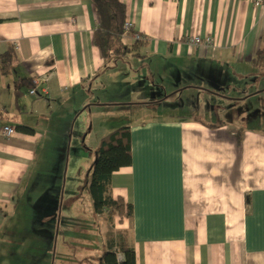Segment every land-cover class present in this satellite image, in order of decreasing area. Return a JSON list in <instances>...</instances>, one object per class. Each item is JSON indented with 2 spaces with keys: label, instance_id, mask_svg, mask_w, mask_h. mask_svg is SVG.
I'll use <instances>...</instances> for the list:
<instances>
[{
  "label": "crops",
  "instance_id": "obj_1",
  "mask_svg": "<svg viewBox=\"0 0 264 264\" xmlns=\"http://www.w3.org/2000/svg\"><path fill=\"white\" fill-rule=\"evenodd\" d=\"M120 2L146 40L132 49L127 37L132 51L105 59L92 0H0V56H17L11 74L0 66V246L19 245L13 235L37 219L58 228L69 162L59 174L42 165L67 149L76 111L94 117L85 146L94 123L131 128L132 165L114 173L111 192L133 206L119 223L136 264H264V7ZM195 36L214 46L189 43ZM37 77L48 80L30 95ZM101 236L109 252L107 229ZM54 240V254L77 256Z\"/></svg>",
  "mask_w": 264,
  "mask_h": 264
},
{
  "label": "rangeland",
  "instance_id": "obj_2",
  "mask_svg": "<svg viewBox=\"0 0 264 264\" xmlns=\"http://www.w3.org/2000/svg\"><path fill=\"white\" fill-rule=\"evenodd\" d=\"M75 112L70 113L72 124L65 130L67 149L63 151V155L56 157L57 159H52L51 162L42 165L44 168L51 167L49 171L52 174H56V172L59 174L56 170H63L62 163L65 162L66 165L69 162L67 185L63 195L64 201L62 205L58 200L54 201L59 206L57 216L61 218L58 228H56L54 220L52 221L53 225L50 226V220L40 219H37L33 226L27 224L22 227L21 236L13 235L17 239L15 243L19 245H10L4 250L0 246V264H100V257L106 250L102 242V237H104L101 236L102 232L107 229V235H110L117 244L120 242L118 233L121 230L120 219L116 218L114 221H110L106 216H100V218L96 216L94 201L90 193V181L92 165L96 160L97 147L100 145L101 137L107 130L117 129L127 124L112 121L102 129H98L95 123L92 124L95 129L86 140L85 146L84 135L81 134V131L84 128L83 132L89 130L94 117L86 113L77 115ZM57 126L58 131L63 127L62 124ZM62 187L63 184L60 187L61 190H63ZM60 192L62 193V191ZM20 222L25 224L28 223V220ZM54 237V241L60 247L65 243L74 248L73 254L77 256H67L62 259L60 255L54 254L55 246H48L50 239ZM128 237H130L129 234ZM4 245L6 247V244ZM48 257H51V261L47 260Z\"/></svg>",
  "mask_w": 264,
  "mask_h": 264
},
{
  "label": "trees",
  "instance_id": "obj_3",
  "mask_svg": "<svg viewBox=\"0 0 264 264\" xmlns=\"http://www.w3.org/2000/svg\"><path fill=\"white\" fill-rule=\"evenodd\" d=\"M98 23L94 32V42L102 51L103 57L127 54L133 48L144 44L135 42L132 49L124 45L127 9L120 0H92ZM2 20L0 19V23ZM125 41V40H124ZM145 41V40H144ZM17 63L16 52L8 50L0 56V66L3 75L11 74ZM32 86L33 80L29 81ZM132 165V134L128 125L120 126L109 135L102 138L97 150L96 160L92 165L90 193L94 201L95 214L106 216L110 221L133 217V206L122 197H115L111 192L112 177L115 172ZM61 208V207H60ZM120 242L109 237V252L103 255L105 264H120L116 260L115 247L125 254L121 264H136V253L129 244L128 232L119 230Z\"/></svg>",
  "mask_w": 264,
  "mask_h": 264
},
{
  "label": "built area",
  "instance_id": "obj_4",
  "mask_svg": "<svg viewBox=\"0 0 264 264\" xmlns=\"http://www.w3.org/2000/svg\"><path fill=\"white\" fill-rule=\"evenodd\" d=\"M255 7H264V0H251ZM127 37H132V39L135 42L144 41L146 40V37L139 33L134 31V24L132 22L127 21L125 24V36L124 40ZM189 43L194 44L196 46L199 45H205L207 47H213L214 46V39L213 37H205L202 38L200 36L191 37L188 39ZM48 79L47 77H37L34 80V86L32 89H30V95H38V87L42 82H46ZM46 92V90L44 91ZM1 132L4 137L9 138L12 137L15 134V129L10 125H4L1 128Z\"/></svg>",
  "mask_w": 264,
  "mask_h": 264
}]
</instances>
